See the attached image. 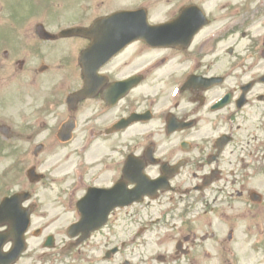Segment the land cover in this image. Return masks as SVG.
Listing matches in <instances>:
<instances>
[{"label":"flooded vegetation","instance_id":"obj_1","mask_svg":"<svg viewBox=\"0 0 264 264\" xmlns=\"http://www.w3.org/2000/svg\"><path fill=\"white\" fill-rule=\"evenodd\" d=\"M258 12L259 17L264 18V9ZM207 16V25L199 30L187 48L183 51L174 48L166 49L167 61L169 65H176L171 75L177 76L179 71L190 72L192 59L198 58L200 62L193 69V73L206 77L220 75L223 79L217 86L210 89H181L177 96L178 100L170 104L163 101L161 109L166 111L162 113L169 115L171 124L177 125L182 130L174 131L173 134H179L169 136L162 133L159 143L160 146L167 145L162 152L165 157L170 159L176 154L172 164L180 170L183 169L182 186L190 201L189 210L191 206H197L196 202H201L199 207L203 206V210L200 216L216 215L218 222L225 229L220 242H215L216 245L219 243L218 264H245L248 261L255 264L253 263L254 254L264 258V69L262 71L264 40L262 46L255 50V34H251V45L241 46L238 39V27L229 28L214 36V33L219 31V26L214 25L215 20L210 14ZM233 30L236 31L230 33ZM230 35H235L236 40L228 45L226 43L222 45V40H226ZM142 54H146L143 49L138 51L125 49L122 58L127 57L121 65L135 59L137 64L135 67L142 66L148 61V58L142 57ZM111 72L115 74L116 71ZM219 88L222 91L212 97ZM161 98L164 100L165 95H161ZM127 99L131 105L138 103L133 92L120 102H125ZM183 103L185 110L181 113V109L177 110ZM148 108L154 112L161 110L154 105L142 108L130 107L125 109L121 116H126L134 110L144 111ZM202 112L208 116L212 115L208 120V126L215 135L211 140L212 135L207 136V140L203 139L208 143V147H201L196 154H190L194 137L190 129L199 125ZM203 119L207 121V118ZM153 120L154 113L147 124ZM167 122L168 118L164 115L162 123L166 125ZM164 125L162 124V129ZM152 138L153 135L147 140ZM184 140L189 143L185 141L183 145ZM153 146L156 149L160 147L154 144ZM181 151L188 153L179 154ZM262 178L261 186L252 185L256 179ZM236 186L238 188H235ZM191 191L199 194L195 197L190 194L189 197L188 194L192 193ZM231 203H236L244 209L240 215L226 211V206ZM225 204L228 205L223 206ZM191 219H186L184 223L188 224ZM259 220H261L262 228H260ZM236 222H241V236L236 233L234 227ZM204 225L209 237L204 238L206 234L201 235L203 240L201 245L205 247L202 255L210 256L208 248L210 244L213 245L210 241L217 235L212 221H206ZM216 232L220 234L217 228ZM196 239L194 234L188 233L182 239H178L173 255L177 258L182 255L191 257L190 246L188 244L186 246V242H193ZM107 251V243H103L99 249L90 248L91 264L111 262L114 254L107 259L105 257ZM159 257L165 260L164 256ZM121 264H127V262L121 260ZM214 264H217V258Z\"/></svg>","mask_w":264,"mask_h":264},{"label":"rangeland","instance_id":"obj_2","mask_svg":"<svg viewBox=\"0 0 264 264\" xmlns=\"http://www.w3.org/2000/svg\"><path fill=\"white\" fill-rule=\"evenodd\" d=\"M25 0H0V8L5 7V21H8L12 23V28L9 29L6 33H1V35H7L10 39H17L18 41L26 42L27 44L24 46H19L20 50L16 51L15 53L9 51L8 55L6 57L0 55V123L7 124L10 126L13 130L16 131L15 134L12 135V149L20 150L23 148L24 144L33 143V141H29L24 138L23 132H26L27 129L24 128L22 125H16V122L22 121L21 114L28 112L30 109L34 108L39 103L38 96H42L46 94L48 85L55 79L57 76L56 72L59 69V64L64 65L65 64V48H66V40L65 39H59L55 40L53 42H43L41 39H39L37 36H35V27L31 29H23L21 26V19L25 17L28 13H30L31 7L29 1L27 3L24 2ZM137 0H49V6L51 9H55V12H51L47 16V21H44L46 28L52 32L59 24L62 23H72V20H75L79 17V13L77 11L79 4H86L87 6H90L92 4L91 11L96 12L98 14L104 13V9L107 6H110L111 9L114 6L119 5H132ZM172 0H154L155 3L159 4V7L164 8L166 7ZM196 1L201 6H203L205 9V12L215 11L217 17L216 22L214 25L220 23V17L218 10L210 9L212 6V1L209 0H191ZM204 3V4H203ZM205 5V6H204ZM46 6L47 3H46ZM160 9V8H159ZM153 7L151 10L152 12L159 14L158 10ZM13 11V12H12ZM154 19H160L162 17V14L160 15H154L151 14ZM221 16V15H220ZM236 30H233L230 33H234ZM226 38V37H225ZM235 35H230L229 38H226V40H222V45L225 43L228 45L229 43L235 41ZM244 41H240L241 46H244ZM127 57V56H126ZM122 58L119 63H121L125 58ZM45 61V63H44ZM136 60H129L125 62V65H119L118 69L115 72L117 75L125 74V72L129 71L130 69L134 68L137 64ZM41 64H46V68L42 71L40 70ZM160 72V71H158ZM158 72L152 74L150 77H148L147 81L141 84L140 87L135 89V94L140 98L143 99L146 95H150L153 93H161L164 88V80L165 75L161 81L159 79L157 81L155 78L151 79L155 74ZM165 74V71H164ZM32 76L34 78L33 81H35L37 85V91L33 90H26L25 99H23V91L22 88L27 87L28 82L26 81V78ZM25 77V79H24ZM151 79V80H150ZM159 81V82H158ZM161 84V85H159ZM222 91L221 88L216 90L213 94V96L217 95V92ZM15 101L17 105L15 104ZM20 101H24L23 104L19 103ZM90 103V101H89ZM184 103L178 107L179 111L181 109V113H184ZM85 106H81V108L78 109V106L76 107V110L72 111V116L75 118L76 122L80 125L83 121L86 120V116L90 111H87L85 109ZM195 114V113H194ZM206 113L202 112L200 114L201 118L199 120V125L190 129L192 134L194 135L191 145V150L189 151L190 154H196L198 149L201 147H208V143L204 140H207L206 137L214 135L215 132L210 130V126H208V120L211 118L212 115H205ZM33 115V114H32ZM60 117H55L52 121L53 124H55ZM207 118V121L205 119ZM47 121V119H46ZM15 123V124H13ZM162 123L160 121H153L152 123H148L146 125H132L131 129L125 134H122V132H114L112 135H110V139L104 140L103 138L99 139L94 143L92 148L87 152L86 158L88 161H90V170H87L88 174L91 175L93 170H101L102 164L104 161L109 160V157L112 156L108 150V144L113 143L117 145H125V144H135L139 143L140 150H144L147 147H149V144L152 142L155 146H160V138L162 137V133L160 130L156 129V126ZM15 125V126H14ZM16 127V128H15ZM147 129H155L154 136L151 140L144 141L140 138L141 131L147 130ZM78 131H80L78 129ZM20 133V135L18 133ZM22 132V133H21ZM19 136V137H18ZM24 138V139H22ZM204 139V140H203ZM30 140H41V134H38L37 131L33 132ZM176 140V139H175ZM48 145V146H47ZM75 143H72L67 148L58 149L57 147H54L52 144H46L45 147L47 148L42 151L41 156L43 159H47L46 161V167L50 170L53 174H58L64 172L66 169L70 168V160H67L64 158L65 153L68 151V154L72 152V147ZM167 145H161L159 147V151L163 152ZM44 147V148H45ZM135 153L140 154L139 148L134 150ZM57 153L58 160L54 162H49V160L52 158V156ZM188 152L181 151L179 154H186ZM178 154V153H177ZM118 153L113 154V157L118 158ZM175 156H172L170 159L167 157L164 158L165 161H169L168 164L172 165L173 160L175 159ZM2 159H6V156L4 155ZM194 162L196 158H193ZM6 163V162H5ZM4 163V164H5ZM69 163V165H68ZM72 166V165H71ZM180 169V168H179ZM105 170V169H104ZM146 172L149 174L156 175L158 173V170L156 169L155 163H148L145 167ZM183 169L180 170L178 174V170L175 171L173 176L170 178L172 181H176L177 176L182 174ZM102 172V171H101ZM115 172L113 170H108L105 172H102L103 175L99 177L85 176L86 179H89L85 181L87 185L90 184H97L100 186L109 185L113 182L115 177ZM82 171H79V174H82ZM117 173V172H116ZM178 174V175H177ZM177 175V176H176ZM153 176V175H152ZM90 181V183H89ZM263 183L262 179H256L252 185L255 186H261ZM235 188H238L236 186ZM46 193V192H45ZM51 192H48V198L50 196ZM194 197L198 195L197 193H190ZM190 196V195H189ZM200 198V196H198ZM197 207H199V204L201 205V202H196ZM228 204H225L223 206H226ZM144 206V205H143ZM226 211L230 214L240 215L242 211L244 210L242 207L237 205L236 203H231L230 205L226 206ZM125 213V218L123 219L121 214H115L113 218L116 220V225L114 226V229H112V236L110 239L111 245L117 238L124 237L128 238L129 233L137 230L140 226V223L142 220H145L148 222V227H151V224L149 223L150 220L153 217L159 216L161 207L158 206H152V207H143L139 209L135 208H129ZM123 211V212H124ZM217 212V211H216ZM201 213H198V215H195L188 224L177 222L176 227L172 231H154L148 234L145 241L148 244V247L140 244H130L128 247V255L129 258L127 259V264H135V259H144L151 256L154 261H157V264H214L215 259L217 258V264H218V244L216 245L215 242H218L220 239L223 238V233L225 232V229L221 226V223L218 222L216 215L212 216L210 214L205 216H200ZM231 217V216H230ZM264 219V218H263ZM113 221V220H112ZM206 221H212L214 223L215 227V233L216 237L214 240L210 241V256H203V247L201 244L203 240H201V235L206 234L207 228L204 225ZM260 222V228H262L261 220ZM236 229V233L238 236H241L240 229H241V222H236L234 225ZM220 232L218 235L216 232ZM105 230H103L104 235ZM190 232V233H189ZM99 233V232H97ZM194 234L197 239L193 242H186L190 246V256L191 257H179L175 258L173 255V250L175 247V244L178 239H182L186 234ZM102 234H97L95 237L99 240L102 239ZM204 238L209 237L208 234L203 236ZM220 242V241H219ZM217 246V247H216ZM140 248L139 255L136 254L138 251L137 248ZM152 254V255H151ZM159 256H164L165 260L163 262L158 261L160 259ZM216 256V257H214ZM254 261L255 264H264V258L261 256L254 254ZM122 257V255H121ZM158 259V260H157ZM258 260V262H256ZM245 264H251L249 261Z\"/></svg>","mask_w":264,"mask_h":264},{"label":"bare ground","instance_id":"obj_3","mask_svg":"<svg viewBox=\"0 0 264 264\" xmlns=\"http://www.w3.org/2000/svg\"><path fill=\"white\" fill-rule=\"evenodd\" d=\"M91 147V146H90ZM90 149V148H89Z\"/></svg>","mask_w":264,"mask_h":264}]
</instances>
